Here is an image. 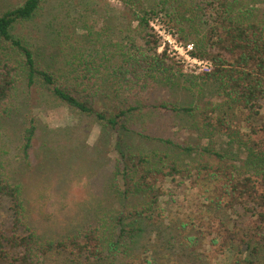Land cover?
Here are the masks:
<instances>
[{
	"label": "trees",
	"instance_id": "1",
	"mask_svg": "<svg viewBox=\"0 0 264 264\" xmlns=\"http://www.w3.org/2000/svg\"><path fill=\"white\" fill-rule=\"evenodd\" d=\"M46 2L22 0L0 12V123L23 109L20 94L39 90L73 112L95 116L102 132L114 137L117 158L108 188L115 202L106 211L98 209L100 203L80 208L86 218L71 220L65 235L41 230L28 188L8 170L9 149L0 148V264H264V13L249 0H122L136 24L126 35L121 30L113 53L108 44H97L100 37L92 47L85 38L69 56L66 47L65 60L55 63L15 32ZM157 20L193 46L192 57L211 62L210 71L191 75L189 82L210 88L214 101H145L149 87L183 73L167 48L160 50L162 38L152 26ZM148 108L190 117L193 135L180 140L143 133L137 122ZM24 119L16 149L29 163L41 127L30 109ZM46 128L51 137L62 130ZM131 134L159 146L134 148L126 138ZM52 141L43 142L49 161L38 167L48 180L63 173L69 158L65 146L56 154ZM187 182L196 190L190 202L201 208L183 210V218L168 224L172 193ZM166 195L170 201L163 208ZM149 228L162 233L168 246L166 253L152 248L150 258L148 247L144 258L135 250ZM211 251L229 258L212 263Z\"/></svg>",
	"mask_w": 264,
	"mask_h": 264
},
{
	"label": "rangeland",
	"instance_id": "2",
	"mask_svg": "<svg viewBox=\"0 0 264 264\" xmlns=\"http://www.w3.org/2000/svg\"><path fill=\"white\" fill-rule=\"evenodd\" d=\"M21 1L0 0V12ZM145 1L151 2V0H144V3ZM249 2L257 12L264 13V0H249ZM129 21L130 12L125 10L122 0H47L39 15L33 20L19 24L15 32L26 41L36 45L44 57H52L55 63H62L66 58L65 48H68L69 56L72 52L71 46L85 38H87L86 46L92 47L95 39L100 37L101 41L97 44H108L110 46L108 49L111 50L109 52L113 53L114 42H119L122 36L128 34L136 24ZM152 26L162 38L160 50L167 48V53L184 74L177 70V73L171 76L172 81L149 87V90L144 93L145 101L150 103L166 101L188 105L214 101L215 96L213 97L207 86L203 88L190 86L189 77L198 75L201 71L198 65H194L178 51L179 49H176L180 41L175 36H170L172 34L165 29L161 21H152ZM121 30L123 35L120 34ZM89 41L93 42L88 44ZM20 95V100L23 99V102L20 101L19 105L23 109L17 111L13 118L0 123V148L9 149L8 154H4L8 162V170L28 188L32 216L40 227L39 229L55 234V236L65 235L71 220L80 221L81 218H86L80 208L90 206L89 209H91L100 203L98 209L106 211L115 202L108 188L117 158L113 150L114 137L111 133L102 132V126L95 116H84L71 111L47 91L39 90L33 96L27 92ZM29 109L40 121L41 132L35 140L30 162L27 163L20 159L16 147L19 145L25 114ZM192 122L193 119L182 114H164L148 108L139 118L137 128L151 136L159 133V135H170L173 139L185 140L187 136L193 135ZM46 127L62 128V130L52 134L51 137ZM126 138L134 148L153 149L159 146L157 140L143 138L138 134H131ZM49 139H53V147L56 146L57 149L56 154H60L62 146H65L67 149L65 156L69 157L65 169L62 170L63 173L50 180L44 179L46 172L38 169L39 166L49 161L47 160L48 154L42 145ZM220 142L226 145L225 139H220ZM67 145L73 149L78 148L83 154L72 156L70 147ZM78 169L82 171L77 172L78 174L74 173ZM75 176L79 177L75 178ZM62 179L65 181H61ZM62 187L66 189V194L60 191ZM172 194L173 204L176 207L172 206V211H166V223L170 224L169 219L183 218V210L199 212L201 206L190 202L196 190H193L188 182L175 189ZM167 200L170 201L167 195L162 198L163 208H167ZM0 215L1 223L4 219L3 212L0 211ZM142 236L135 250L139 255L141 254V257L145 258V251L148 247V258L154 247H158L162 253L167 252L163 249L168 244L163 241L162 233L151 231L149 228ZM209 256L212 258V263L224 262L226 258H229L225 254L215 258L216 255L212 251L209 252ZM160 261L163 264L162 260ZM163 261L165 264H174L173 260L164 259Z\"/></svg>",
	"mask_w": 264,
	"mask_h": 264
},
{
	"label": "built area",
	"instance_id": "3",
	"mask_svg": "<svg viewBox=\"0 0 264 264\" xmlns=\"http://www.w3.org/2000/svg\"><path fill=\"white\" fill-rule=\"evenodd\" d=\"M173 37V35H170ZM180 44H177L176 45V49H179L178 51L184 55L189 61H192L194 63V65H198L199 66V70L201 72H204V71H210L211 70V63H209V61L207 60H201V59H198V58H195V57H192L190 55V52L192 51L193 49V46L191 44L185 46L183 43L181 42H178ZM162 48V47H161Z\"/></svg>",
	"mask_w": 264,
	"mask_h": 264
}]
</instances>
